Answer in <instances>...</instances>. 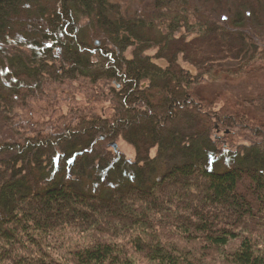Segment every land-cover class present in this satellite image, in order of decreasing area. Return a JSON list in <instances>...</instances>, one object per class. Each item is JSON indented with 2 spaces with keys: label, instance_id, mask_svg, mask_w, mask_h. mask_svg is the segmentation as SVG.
<instances>
[{
  "label": "trees",
  "instance_id": "obj_1",
  "mask_svg": "<svg viewBox=\"0 0 264 264\" xmlns=\"http://www.w3.org/2000/svg\"><path fill=\"white\" fill-rule=\"evenodd\" d=\"M153 2L181 22L172 10L179 0ZM229 2L232 28L213 21L205 36L241 61L242 74L264 61L246 29L248 19L262 25L263 11L261 0ZM120 17L108 0H0L4 120L49 85L121 86L99 94L113 101L107 119L71 109L48 133L0 142V264H264V121L239 104L211 110L197 88L211 66L191 58L178 25L157 35ZM83 20L98 29L90 38ZM152 47L164 68L146 55ZM233 128L254 143L227 145ZM118 139L133 146V161L112 150Z\"/></svg>",
  "mask_w": 264,
  "mask_h": 264
},
{
  "label": "rangeland",
  "instance_id": "obj_2",
  "mask_svg": "<svg viewBox=\"0 0 264 264\" xmlns=\"http://www.w3.org/2000/svg\"><path fill=\"white\" fill-rule=\"evenodd\" d=\"M108 1L119 7L120 13L125 21L134 18L135 24H139V26L143 24L146 28L150 27L157 35L162 34L163 28L167 26L178 25L179 30L175 33L176 36L178 38H184L186 43H190V50L196 51L193 55L190 52L191 58L204 59L205 65L211 66V73L202 75L203 77L201 79L198 76L197 83L201 81L202 84L200 83L197 88L204 97L213 99L207 104L212 108L211 110L213 112L219 111L224 105L234 103L239 104L248 115L264 121V61L259 60L253 68L242 74H238L235 71V64L238 66L241 61L231 58L228 54H220L218 44L216 46V43L206 41L207 36L205 34L209 29L205 24L209 25L217 22L221 25L220 23L223 22L227 27H231L232 19L237 20L235 11L232 17V12H228L227 10L231 7L230 0H227V2L223 0V3L218 5V9L213 5L212 7L210 4L199 3L198 0H187V3L185 0H179L180 6L177 3L172 4V10L177 13L174 15L175 18L180 17L179 19L181 21L175 24L173 23L172 12L169 13L168 8L164 9L165 11L163 9L155 10L153 8V0ZM231 1L233 2V0ZM212 8L217 11V14L212 15ZM261 10L263 11L261 16L262 25L255 27L254 23L248 19L246 29L252 33L259 50L264 51V0H261ZM122 17L120 18L122 19ZM79 26L81 28L84 26L82 30L87 32L89 38L93 34V31L98 30L96 29V24H90L92 27L91 31V28L87 26L85 20L81 21ZM93 38L95 37H92L91 40ZM98 40L100 41L101 38H98ZM132 51L133 46L128 47L124 53L125 57L128 59L131 58ZM144 51L158 66L163 68L166 66L164 59L155 57L158 52V47H152ZM178 63L190 75H196V68L187 59L179 56ZM230 70L232 73H229ZM99 84L102 83L98 81L91 86L86 84L85 89L89 88V90H85L83 85V88H79L81 84H75V89L72 91H68L69 89L66 86L53 84L45 89V95L40 97L39 100H29L24 106L15 104L13 113L9 114L7 120H4L0 116V142L15 141L16 139L22 141L25 137L34 135L37 131L48 133L51 131V127L55 126L59 121L58 116L66 115L71 109L75 110L76 115L82 112H89L90 114H95L106 119L109 118V115L112 113L113 101L110 102L103 100V98L100 99L99 94H109L107 91L110 87L119 91L121 90V86L120 88H116L110 81L108 84L101 85V88ZM63 125L62 123L60 124V126ZM8 127H11V129H8ZM222 130L217 131L214 129L213 132L215 133V137L218 138V146L219 144H225V137L223 136L226 134ZM232 132H235V135L233 134L231 138L233 144H227L229 146L247 145L255 141L251 135L247 136L248 132L244 133L241 129L233 128ZM116 144L119 152L127 160L133 161L135 159V149L132 145H129L122 139L116 140ZM149 153L150 157L155 156L156 148H152ZM70 236L72 237V232H70ZM73 236L75 240H81L85 235L74 234ZM138 264L157 263L142 261L138 262Z\"/></svg>",
  "mask_w": 264,
  "mask_h": 264
},
{
  "label": "water",
  "instance_id": "obj_3",
  "mask_svg": "<svg viewBox=\"0 0 264 264\" xmlns=\"http://www.w3.org/2000/svg\"><path fill=\"white\" fill-rule=\"evenodd\" d=\"M111 147L113 148V150H116V149H117V145H116V143H112V144H111Z\"/></svg>",
  "mask_w": 264,
  "mask_h": 264
}]
</instances>
